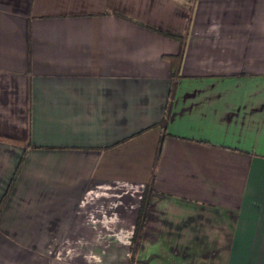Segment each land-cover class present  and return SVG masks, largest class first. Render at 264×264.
<instances>
[{
  "label": "crops",
  "instance_id": "1",
  "mask_svg": "<svg viewBox=\"0 0 264 264\" xmlns=\"http://www.w3.org/2000/svg\"><path fill=\"white\" fill-rule=\"evenodd\" d=\"M115 263L264 264V0H0V264Z\"/></svg>",
  "mask_w": 264,
  "mask_h": 264
},
{
  "label": "trees",
  "instance_id": "2",
  "mask_svg": "<svg viewBox=\"0 0 264 264\" xmlns=\"http://www.w3.org/2000/svg\"><path fill=\"white\" fill-rule=\"evenodd\" d=\"M173 39L178 40V42L180 43V45L182 47V42H181L182 38L173 37ZM180 57H181V53L180 52H179V54L177 56L168 57L169 61L171 63L173 76H175L177 74V68H178V65H179ZM173 89H174V84L172 83L171 87H170L169 95H168V98H167L165 111L163 113L162 120L158 124V126L161 128V130L163 132V135H164V128H165L166 122H167L168 117H169V109H170ZM158 153H159V147H157V149H156V155ZM22 158H23V156L21 157V160H22ZM151 178H152V176L150 177L149 183H147V185L145 186L144 191H143V195L141 197V201H140V205H139V211H138V214H137V218H136V221H135L133 234H132L133 238H137L139 236V233H140V230H141V226H142L145 210H146L147 203H148V194L151 191V186H150ZM135 248H136V245H133V246L130 247L131 250H133Z\"/></svg>",
  "mask_w": 264,
  "mask_h": 264
},
{
  "label": "rangeland",
  "instance_id": "3",
  "mask_svg": "<svg viewBox=\"0 0 264 264\" xmlns=\"http://www.w3.org/2000/svg\"><path fill=\"white\" fill-rule=\"evenodd\" d=\"M115 264H117V263H115Z\"/></svg>",
  "mask_w": 264,
  "mask_h": 264
}]
</instances>
